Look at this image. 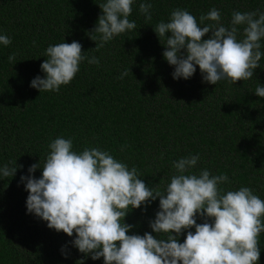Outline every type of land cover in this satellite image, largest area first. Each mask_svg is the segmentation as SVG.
Masks as SVG:
<instances>
[{"label": "trees", "instance_id": "trees-1", "mask_svg": "<svg viewBox=\"0 0 264 264\" xmlns=\"http://www.w3.org/2000/svg\"><path fill=\"white\" fill-rule=\"evenodd\" d=\"M103 2L0 0V35L12 41L0 44V168L22 165L12 177L0 174V264H104L102 257L92 260L72 245L75 233L69 237L50 229L27 212L28 192L20 177H27L34 163L43 166L48 145L57 137L72 139L77 153L86 147L109 152L129 169L136 167L147 186L161 190L176 174L175 161L198 155L191 173L226 174L229 182L219 187H249L264 200V97L254 93L264 86V55L253 77L234 85L202 82L198 66L189 79L174 80V66L162 55L166 40L159 41L153 31L177 8L189 11L198 23L201 14L216 8L220 23L228 27L234 11L264 13V0H134L129 20L137 28L95 51L90 37L97 34L91 30ZM141 2L152 4L151 20L139 12ZM73 41L99 64L81 61L74 79L58 92L32 88L31 81L45 75L40 65L46 48ZM12 53L14 64L8 61ZM126 69L128 75L119 78ZM41 174L38 168L31 175ZM158 210L159 198L130 210L124 222L134 227L128 234L151 233L149 222ZM196 221L205 218L197 215ZM187 231L195 229L184 230L178 242ZM259 246L258 264H264V232Z\"/></svg>", "mask_w": 264, "mask_h": 264}, {"label": "clouds", "instance_id": "clouds-1", "mask_svg": "<svg viewBox=\"0 0 264 264\" xmlns=\"http://www.w3.org/2000/svg\"><path fill=\"white\" fill-rule=\"evenodd\" d=\"M134 0H105L99 4L102 14L91 33L95 51L126 31L137 28L130 21ZM151 3L141 2L139 12L151 20ZM206 21L214 23L205 24ZM221 13L212 8L197 18L185 9L171 12L168 22L160 21L153 31L159 41L166 40L163 58L174 66L173 79L192 77L196 66L202 82L216 85L246 81L260 68L261 39L264 38V13L234 11L230 25L220 23ZM201 25H204L201 27ZM242 26V30H241ZM170 33V35H166ZM211 33L207 39H202ZM239 37V38H238ZM12 43L0 35V44ZM82 45L73 41L49 45L40 65L45 74L35 77L30 86L40 92H58L69 84L81 61L99 64L95 56L83 55ZM10 64L16 55L8 56ZM126 69L119 78L128 75ZM264 97V86L254 91ZM41 167L32 164L27 177L21 176L28 213L47 222V227L72 237V245L92 260L103 258L104 264H258L259 237L264 232V200L249 187L225 191L226 174L210 175L209 170L191 173L198 155L174 162L176 174L163 190L149 187L136 167H129L98 147L73 151L72 139L57 137L49 145ZM18 168L5 165L2 177H12ZM42 169L40 178L31 174ZM159 198V210L149 222L151 233L129 235L133 225L124 222L132 209ZM197 215L205 222L197 223ZM211 219V223L207 222ZM187 231L183 242L178 237ZM152 233H155L154 236ZM83 264V261H80Z\"/></svg>", "mask_w": 264, "mask_h": 264}]
</instances>
